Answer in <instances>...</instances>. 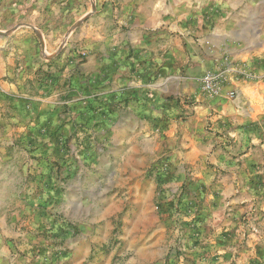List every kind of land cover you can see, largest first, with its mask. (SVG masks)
Masks as SVG:
<instances>
[{
    "label": "rangeland",
    "instance_id": "obj_1",
    "mask_svg": "<svg viewBox=\"0 0 264 264\" xmlns=\"http://www.w3.org/2000/svg\"><path fill=\"white\" fill-rule=\"evenodd\" d=\"M148 1L0 0L18 56L0 77V264H264V38L185 91L184 68L158 84L175 91L174 135L201 142L184 169L151 153L162 130L123 126L84 65Z\"/></svg>",
    "mask_w": 264,
    "mask_h": 264
},
{
    "label": "crops",
    "instance_id": "obj_2",
    "mask_svg": "<svg viewBox=\"0 0 264 264\" xmlns=\"http://www.w3.org/2000/svg\"><path fill=\"white\" fill-rule=\"evenodd\" d=\"M126 16L130 29L125 37L101 45L91 42L89 48L103 53H93L84 65L93 83H102L106 98L126 105L134 122L123 119V126L152 125L162 130L167 136L157 134L149 140L151 153L173 154L174 164L179 158L186 169L195 154L202 153L201 142L198 136L174 135L180 123L173 115L175 91L160 86L175 81L184 68L180 79L185 91L198 84L208 64L219 63L225 54H253L263 46L264 0H149ZM6 43L0 42V53L8 55L0 57V77L8 74L5 64L15 66L18 58L8 54ZM21 57L26 64L31 61ZM20 68L23 72L26 67ZM14 71L19 70L12 67L9 74L15 75ZM156 78L162 81L154 82ZM120 119L107 123L114 127Z\"/></svg>",
    "mask_w": 264,
    "mask_h": 264
},
{
    "label": "built area",
    "instance_id": "obj_3",
    "mask_svg": "<svg viewBox=\"0 0 264 264\" xmlns=\"http://www.w3.org/2000/svg\"><path fill=\"white\" fill-rule=\"evenodd\" d=\"M221 76L219 74H208L203 78L204 87L210 92H217L220 88Z\"/></svg>",
    "mask_w": 264,
    "mask_h": 264
}]
</instances>
